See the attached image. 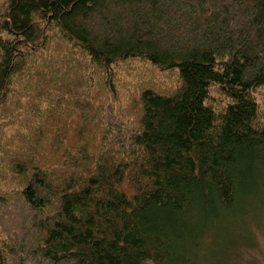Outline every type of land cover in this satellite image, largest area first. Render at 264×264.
Returning <instances> with one entry per match:
<instances>
[{
	"label": "trees",
	"instance_id": "obj_1",
	"mask_svg": "<svg viewBox=\"0 0 264 264\" xmlns=\"http://www.w3.org/2000/svg\"><path fill=\"white\" fill-rule=\"evenodd\" d=\"M263 89L264 0H0V264L235 261Z\"/></svg>",
	"mask_w": 264,
	"mask_h": 264
},
{
	"label": "rangeland",
	"instance_id": "obj_2",
	"mask_svg": "<svg viewBox=\"0 0 264 264\" xmlns=\"http://www.w3.org/2000/svg\"><path fill=\"white\" fill-rule=\"evenodd\" d=\"M260 97L264 98V89L263 92L259 93ZM263 215L260 219H256L258 222L261 223L260 226L257 225H251V229L247 232L248 236L245 235L246 238H249L250 240L243 243L241 246H244L243 248H240L238 251V255H235V261L231 260L230 262H224V260L220 259L219 261L215 262V256L210 255L212 259H210L211 264H264V212H262ZM231 224L229 223V227ZM232 238L233 235H230ZM248 246H252L250 249L247 248ZM221 246V245H220ZM229 250L230 252H234L237 250H234L233 247L230 245L228 248H225ZM228 253V252H227ZM241 254V255H240ZM223 256H220V258ZM225 257V256H224ZM227 258H225L226 260Z\"/></svg>",
	"mask_w": 264,
	"mask_h": 264
}]
</instances>
